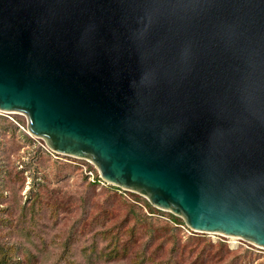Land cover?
<instances>
[{"label": "water", "instance_id": "1", "mask_svg": "<svg viewBox=\"0 0 264 264\" xmlns=\"http://www.w3.org/2000/svg\"><path fill=\"white\" fill-rule=\"evenodd\" d=\"M0 113L188 230L264 249V0H0Z\"/></svg>", "mask_w": 264, "mask_h": 264}, {"label": "rangeland", "instance_id": "2", "mask_svg": "<svg viewBox=\"0 0 264 264\" xmlns=\"http://www.w3.org/2000/svg\"><path fill=\"white\" fill-rule=\"evenodd\" d=\"M0 117L15 126L18 119L28 136L0 131V245L13 248L24 264H264V249L240 239L194 232L187 241L182 229L166 231L162 224H140L133 233L139 225L133 212L155 222L169 213L149 214L143 197L92 184L99 175L90 162L52 153L27 133L24 116ZM31 190L40 203L29 208Z\"/></svg>", "mask_w": 264, "mask_h": 264}, {"label": "trees", "instance_id": "3", "mask_svg": "<svg viewBox=\"0 0 264 264\" xmlns=\"http://www.w3.org/2000/svg\"><path fill=\"white\" fill-rule=\"evenodd\" d=\"M0 122L2 123H6L5 126H0V131L2 132V134H5L6 136H11L12 134H14L15 131H17V134L19 137L23 138V139H27L28 136L26 135V133L24 132V130L21 128V124H20V121L17 119V124L18 125H13L11 122L7 121L5 118L3 117H0ZM8 131V132H7ZM4 173H6V169L3 170ZM91 183L92 184H95V185H99L100 188L102 189H107V190H113L114 192H119L120 190L115 188V187H112V186H109V185H105L103 184L99 178L95 177V179L91 180ZM39 184H42L39 182ZM35 190V189H33ZM31 190L30 193H32V196L29 197L31 200L30 203L28 204V207L31 208L33 207L37 200H38V196L37 194ZM40 203V200H38L37 204ZM145 206L146 208L148 209V213L149 214H152V213H162L161 211L159 210H156L154 209L153 207H151L148 203L145 202ZM133 215H134V218L136 220V223L138 225L137 229H133L132 232L134 233V231L136 230H139L140 229V224L142 225V228L144 226H146L147 228L151 229V228H156L158 229V227H160V225L162 224V229L163 230H166L168 229V227L170 228L169 230L172 231L174 230V228H180L182 229V232L184 234V236H186L188 238L187 241H191L192 237H194V232L192 231H189L188 229L185 228L184 226V223L177 217L171 215V214H167V221H158L156 220L153 221L152 216H145V215H142V214H137L135 212H133ZM171 225V227H170ZM172 234V233H171ZM203 237H205L204 235H200ZM148 240H152V236L150 237L149 236V239ZM176 242L179 243L180 242V239L176 238ZM118 243H114V246L117 247ZM113 254L116 256L118 254V250L115 248L114 251H112ZM111 254V253H110ZM29 256V254H28ZM26 260H28V257L26 258ZM175 261L173 259H169L166 263L163 262V263H159V264H175L174 263ZM0 264H24V261L22 262L20 260L19 257H17L16 255V252L13 248H7V247H2L0 245ZM138 264H141V263H138ZM152 264H155V263H152ZM157 264V263H156Z\"/></svg>", "mask_w": 264, "mask_h": 264}, {"label": "bare ground", "instance_id": "4", "mask_svg": "<svg viewBox=\"0 0 264 264\" xmlns=\"http://www.w3.org/2000/svg\"><path fill=\"white\" fill-rule=\"evenodd\" d=\"M229 239H231V240H236L235 238H229Z\"/></svg>", "mask_w": 264, "mask_h": 264}, {"label": "built area", "instance_id": "5", "mask_svg": "<svg viewBox=\"0 0 264 264\" xmlns=\"http://www.w3.org/2000/svg\"><path fill=\"white\" fill-rule=\"evenodd\" d=\"M190 231V230H189Z\"/></svg>", "mask_w": 264, "mask_h": 264}]
</instances>
